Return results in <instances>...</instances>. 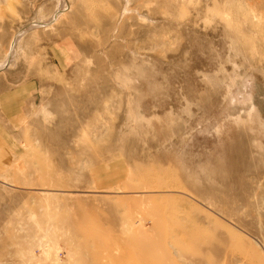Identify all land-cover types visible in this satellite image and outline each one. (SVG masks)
Wrapping results in <instances>:
<instances>
[{
    "label": "rangeland",
    "instance_id": "374dc122",
    "mask_svg": "<svg viewBox=\"0 0 264 264\" xmlns=\"http://www.w3.org/2000/svg\"><path fill=\"white\" fill-rule=\"evenodd\" d=\"M5 59L0 264H264V0H0Z\"/></svg>",
    "mask_w": 264,
    "mask_h": 264
},
{
    "label": "crops",
    "instance_id": "0c3cea01",
    "mask_svg": "<svg viewBox=\"0 0 264 264\" xmlns=\"http://www.w3.org/2000/svg\"><path fill=\"white\" fill-rule=\"evenodd\" d=\"M34 89L29 83L17 89L2 87L0 91V175L13 161L16 130L23 120L27 103L35 92Z\"/></svg>",
    "mask_w": 264,
    "mask_h": 264
},
{
    "label": "bare ground",
    "instance_id": "6f19581e",
    "mask_svg": "<svg viewBox=\"0 0 264 264\" xmlns=\"http://www.w3.org/2000/svg\"><path fill=\"white\" fill-rule=\"evenodd\" d=\"M36 27V26H35ZM17 46V48H18V45H16ZM16 50V49H15ZM17 52V51H16ZM15 52V53H16ZM10 54V53H9ZM10 55H8V57H9ZM9 60V59H8ZM7 59H5L4 61H2L1 63H0V69H2L3 68V66L6 64V61H8ZM124 252V251H123Z\"/></svg>",
    "mask_w": 264,
    "mask_h": 264
}]
</instances>
